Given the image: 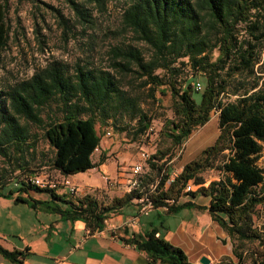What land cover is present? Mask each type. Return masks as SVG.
I'll return each mask as SVG.
<instances>
[{"label":"trees","instance_id":"obj_1","mask_svg":"<svg viewBox=\"0 0 264 264\" xmlns=\"http://www.w3.org/2000/svg\"><path fill=\"white\" fill-rule=\"evenodd\" d=\"M7 1L0 0V62L8 40ZM81 1H95L104 8L102 0ZM81 1L69 0L76 22L70 23L59 12V23L64 40H69L68 32L80 24L92 52L95 17ZM109 32L113 38H124L108 45L107 66L76 61L70 72L66 62L51 59L29 78L0 89V156L10 160L14 154L33 150L38 139L30 128L33 124L42 127V135L54 151L49 164L61 177L94 167L92 154L101 139L96 124L108 125L112 109L136 112L139 125L135 134L149 127L148 116L135 99L125 95L115 72L143 78L142 85L150 84L152 95L159 87L165 88L161 93H170L174 117L164 119L162 131L174 145H181L193 130L205 124L212 111L218 113L219 132L213 143L204 147L199 157L186 162L159 196L178 197L192 181L197 188L188 194L201 193L208 198L206 209L232 240L258 241L264 264V230L253 220L257 207L264 205V166L256 163L264 143V0H128L122 28ZM140 42L150 48L148 55L138 46ZM186 72L191 73L192 80L181 84L179 78ZM195 77L203 81L199 91L193 88ZM196 92L199 100L194 97ZM52 100L59 104L57 114L44 122L42 111ZM167 155L162 150L149 155L148 169L140 173L142 183L153 181L149 180L150 169L169 173L171 167L164 162ZM208 168L216 169L219 177L205 185L201 173ZM5 178L3 174L0 195L17 192L16 202L33 208L39 205L69 220L82 219L92 229L101 226L103 214L109 209L87 195L76 201L65 199L54 189L39 188L25 177L15 181L16 189L4 192ZM154 181L144 186H152ZM164 181L165 177L160 184ZM30 189L47 191L51 199H35ZM135 197L134 192H128L114 199L112 205H123ZM53 199L67 205L62 208ZM192 205L198 206L191 200L174 204L169 213ZM157 232L154 226L142 233H123L120 239L146 252L154 263L194 264L181 247ZM233 252L240 259L235 244ZM0 254L16 264L25 258L24 250H10L1 244ZM257 262L255 258L253 264Z\"/></svg>","mask_w":264,"mask_h":264},{"label":"rangeland","instance_id":"obj_2","mask_svg":"<svg viewBox=\"0 0 264 264\" xmlns=\"http://www.w3.org/2000/svg\"><path fill=\"white\" fill-rule=\"evenodd\" d=\"M127 1L128 0H102L104 8L101 9L95 1L91 3L81 1L86 7L91 9L95 17V38L92 39L95 49L90 52L88 50L90 40L80 32V24H77L76 28H73L71 32H68L69 40H64L63 38L62 26L59 23L58 13L60 12L64 17L68 18L70 23L76 22L69 0H8L6 3L8 40L5 50L2 54V60L0 62V89H6L9 85L17 81L29 78L36 69L44 66L51 59H58L66 62L70 72L73 69L74 62L76 61L86 64L90 63L92 66L98 67L107 66L108 55L106 51L108 49V45L110 43L123 40L124 38L123 36H117L116 38H113V34H110L109 31L111 29L122 28V13L127 5ZM129 35L130 34H128V36ZM138 46L146 55L150 53V48L144 43L140 42ZM157 72L162 74L161 71ZM115 75L119 80V84L125 90V95L135 99L138 104L137 107L148 116V126L153 127V130H150L148 127L145 132L135 134V129L139 125L138 117L135 116L136 112L131 110H123L121 107L117 110L112 109L110 111L111 117L108 119V125L100 126L99 123L96 124V128L101 135V139L103 137L111 139L113 143L114 141H117V143L119 142L120 145L122 143H130L128 148L132 150L133 153H138L137 159L132 164L131 171L133 165L140 160V153L142 151L148 153V155L154 153L156 150L165 151L166 154H169V156L167 155V159L164 160V162L168 161L166 165L167 168H179L189 160L199 157L201 150L213 143L219 132L217 112L212 111L210 113L209 120L205 124L193 130L188 139H186L181 145H174L171 139L168 138L162 131L164 119L174 117L170 93L168 91L161 93L160 90L165 88L159 87L154 88V94L152 95L151 85H142L143 78H137L131 74L123 75L119 72H115ZM195 78V81H200L201 85L203 86L202 79L200 77ZM179 79L181 84H186L188 80H192L191 73L186 72V74H183ZM194 97L199 100V95L197 92ZM58 105L59 104L56 100H52L51 103L44 108L42 111L44 122L49 121L57 114ZM112 123H114L115 126H113ZM125 125H128L125 131L117 130V128L123 127ZM30 128L34 133H36L38 138L33 150H26L23 155L14 154L10 160L0 156V183L3 180L2 176L4 174V176H6V188L16 189L15 187H17V184H15V181L21 180L27 175H38L44 182L52 180L60 181V177L62 175L57 169H54L49 164V159L52 157L54 151L43 137L42 127L31 124ZM98 150L99 145L93 152V159H96L95 157L101 154ZM124 150H126V148H124ZM147 159L143 161L142 169L144 171L148 169L146 166ZM132 160L133 159L122 158L119 161V165L125 168L129 167ZM24 161H26V164H24ZM256 163L260 167L264 166V143L260 153L256 156ZM20 165H23V167H19ZM169 165L170 167H168ZM3 168L7 172H5ZM167 168H164V170ZM149 174L151 175L149 180H155L153 183L154 185L149 187L144 185L150 184L153 181L150 183H142V179H140L137 180L138 188L140 189H135L133 187L129 189L128 180L130 176L126 180L129 192H134L136 194L134 201L137 199V197L143 196L145 194L149 195V191L151 189L152 194L155 191L158 192L152 195L156 208L152 210L148 216H141L139 222L137 224H133L130 222V217L134 211L130 215L125 216L121 221H117L111 212H107L103 214L100 227H96L94 229L88 228L85 230V232L87 230L95 232L97 229H101L103 227V219L107 216L111 218L116 225L114 234H116L117 239H120L122 235L120 232L125 230L128 231L127 235L136 234V229L140 228L142 219L149 217L157 210L164 213V216L161 217L163 225H160L159 219L155 218L156 224L159 226V228H161V230L164 231V228H166L167 224L173 225L177 222V220H179L178 217H180V215L183 216V214L176 213L167 214L170 211V206L188 201L191 197H197L200 202H203L207 199L206 196L202 195L201 193H198L195 196L188 194L189 191H193L197 188V185L192 181L188 182L193 185L192 188L187 190V183L178 197H160L159 192L162 189L166 190L168 187L165 186L164 183L162 185L160 184L162 178L165 177L166 179V176L163 175L161 177V174L164 173L158 171L156 168L150 169ZM201 174L205 179V185L211 180L217 179L219 177V172L214 168L205 169ZM160 177L161 179L156 182V180H158ZM64 178H68L72 182L75 191L73 193L70 192V190L66 188L63 183L59 184L55 191L58 189H63L69 196L75 199L73 201H76L79 198L77 196L79 193L78 186L70 177ZM38 187H48L53 189V183H43V187ZM23 194L26 195V193ZM45 195L46 194L44 193H38V191H31V196L34 198H40ZM159 197L161 200L160 203L157 204ZM117 198L119 197L114 199ZM170 198H173L175 202L170 205L167 210H161L159 208L160 205L167 202L166 200ZM107 205L108 204L106 203V205H103L102 207H107ZM113 206L119 207L121 205L117 204ZM13 213L14 210L11 211V215ZM253 220L255 225L264 230V205L257 207L256 213L253 216ZM24 226L27 228L29 225L24 224ZM105 229L106 232L102 235L112 238L111 235L113 231L106 227ZM94 235L101 234L94 233L92 236ZM156 235L158 234L156 233ZM83 237L84 236H81V238L76 241L74 248L81 247L85 240L89 238L88 237L85 240H82ZM17 238L18 237L15 236V239ZM231 243L232 248L234 244L237 245V252L241 255L240 259L235 256L237 262H242L243 264H253V261L256 258L258 261L257 263L261 264V260L263 259L260 258L259 252L262 247L258 241L237 242L231 239Z\"/></svg>","mask_w":264,"mask_h":264},{"label":"crops","instance_id":"obj_3","mask_svg":"<svg viewBox=\"0 0 264 264\" xmlns=\"http://www.w3.org/2000/svg\"><path fill=\"white\" fill-rule=\"evenodd\" d=\"M129 145L130 143L120 145L117 141L113 143L111 139L103 137L98 150L101 154L97 155L96 159H93L94 153L92 154L95 166L67 175L78 186L79 198L87 195L95 199L100 206L107 203L109 209L105 213L111 212L117 221L134 211L133 199L119 207L111 205L114 198H121L129 192L126 180L131 175V167L138 154L133 153L128 148ZM122 158L133 159L129 167L119 165ZM9 189L4 188V192ZM31 191L32 189L28 191L30 195ZM38 193L46 195L35 199H51L47 191ZM55 193L65 199L75 200L63 189H58ZM16 194L17 192L12 196L0 195V244L10 250H24L25 258L20 264H160L152 262L146 252L136 249L134 245L104 235L91 236L81 247L74 248L85 230L91 228L84 220H69L58 213L45 211L39 205L33 208L24 202H16ZM189 200L198 206H187L167 213L183 216L180 215L175 224H167L164 231L155 222V218L159 219V224L163 225L161 217L164 213L157 210L142 219L136 232L142 233L146 229L157 227V234L181 247L194 264H201L202 256L210 259L209 264H243L235 259L230 236L212 219L206 209L208 198L203 202L197 197H191ZM53 201L62 208L67 205L62 200ZM24 224L29 226L26 228ZM120 233L127 235L128 231ZM15 236L18 238L15 239ZM0 264L16 263L0 254Z\"/></svg>","mask_w":264,"mask_h":264},{"label":"built area","instance_id":"obj_4","mask_svg":"<svg viewBox=\"0 0 264 264\" xmlns=\"http://www.w3.org/2000/svg\"><path fill=\"white\" fill-rule=\"evenodd\" d=\"M193 87L196 90L201 89L202 88L201 82L200 81H194ZM149 129L153 130V127L150 126ZM148 156H149L148 153H146L144 151H142L140 153V160L137 161V163H135L133 165L131 175H130L129 180H128V185H129L128 187L129 188L135 184L136 180H140V173L142 172L143 161L146 160L148 158ZM181 170H182V167H179V168H172L171 167V169L169 170V174H161V177L163 175L166 176V179L164 181L165 186H168L169 183H171L178 176V174L181 172ZM161 177L159 178V180L161 179ZM24 180H26L27 182H36L37 185H39L40 187H43L44 181L38 175L25 176ZM45 182H53V189H56V187L59 184L63 183L65 185V187L70 190V192L73 193L75 191V188L73 187L72 182L68 178H63L60 181L52 180V181H45ZM192 186L193 185L191 183H188L186 186V189L187 190L191 189ZM159 200H161L160 197H159ZM166 201L167 202L160 205L159 208L161 210H167L168 207L175 202V200L173 198L167 199ZM133 202L135 204V210H134V213L130 217V222L133 224H137L139 222L141 216H148L149 213L156 208L155 201H154L153 196H152V189L149 191V195H144V199H136ZM105 227L108 228L109 230L113 231L111 237L113 239H117L116 234H114V231L116 229V225L114 224V222L112 221L111 218L106 216V218L103 219V227L101 229H97V231H95V232L87 230L84 233V235H83L84 237L82 240H85L86 238L92 236L94 233H98L101 235L104 234L106 232Z\"/></svg>","mask_w":264,"mask_h":264},{"label":"bare ground","instance_id":"obj_5","mask_svg":"<svg viewBox=\"0 0 264 264\" xmlns=\"http://www.w3.org/2000/svg\"><path fill=\"white\" fill-rule=\"evenodd\" d=\"M62 178H64V177H61L60 180H61ZM29 183L37 184L36 182H29ZM43 183H53V182H43ZM38 186H39V185H38ZM131 187H133V188H135V189L138 188V181L136 180V181H135V184L132 185ZM131 187H130V188H131ZM130 188H129V189H130ZM138 189H140V188H138ZM54 191H55V189H54ZM145 195H146V194H145ZM137 199H144V195H143V196H140V197H137Z\"/></svg>","mask_w":264,"mask_h":264},{"label":"water","instance_id":"obj_6","mask_svg":"<svg viewBox=\"0 0 264 264\" xmlns=\"http://www.w3.org/2000/svg\"><path fill=\"white\" fill-rule=\"evenodd\" d=\"M200 263L201 264H209L210 263V259L208 257H206V256H202L200 258Z\"/></svg>","mask_w":264,"mask_h":264}]
</instances>
